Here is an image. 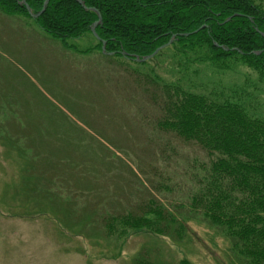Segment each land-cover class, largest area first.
<instances>
[{
  "label": "rangeland",
  "instance_id": "obj_1",
  "mask_svg": "<svg viewBox=\"0 0 264 264\" xmlns=\"http://www.w3.org/2000/svg\"><path fill=\"white\" fill-rule=\"evenodd\" d=\"M38 19L0 8V264L235 263L229 242L192 218L184 235L107 225L153 198L178 217L196 215L187 202L203 172L194 165L207 160L158 131V85L245 99L264 117L258 73L234 55L172 39L145 62L103 53L98 20L65 45Z\"/></svg>",
  "mask_w": 264,
  "mask_h": 264
},
{
  "label": "trees",
  "instance_id": "obj_2",
  "mask_svg": "<svg viewBox=\"0 0 264 264\" xmlns=\"http://www.w3.org/2000/svg\"><path fill=\"white\" fill-rule=\"evenodd\" d=\"M45 1L26 0L35 14ZM82 1L100 12L103 24L96 29L100 47L107 42V51L116 52L115 56L124 52L146 57L176 37L174 44L239 57L258 73L259 83H264V0ZM0 8L29 14L26 7L18 6V0H0ZM97 20L95 12L85 10L76 0H51L37 21L43 32L66 45L90 32ZM158 88L162 95L156 90L152 97L160 114L155 122L158 131L207 160L197 158L200 163L194 165L203 172L194 176L196 187L187 202L191 214L196 215L178 217L153 198L147 206L136 207L138 215L111 220L109 232L120 225L129 228L127 235L149 229L161 236L184 235L192 218L229 242V253L236 261L233 264H264V117L259 116V107L245 99L220 101L173 86ZM144 89L151 96V91ZM149 144L140 154L153 151L156 141L149 140ZM140 154L136 155L138 162L144 160ZM171 154L180 159L177 152ZM155 155L158 158V152ZM128 167L136 173L137 169Z\"/></svg>",
  "mask_w": 264,
  "mask_h": 264
},
{
  "label": "water",
  "instance_id": "obj_3",
  "mask_svg": "<svg viewBox=\"0 0 264 264\" xmlns=\"http://www.w3.org/2000/svg\"><path fill=\"white\" fill-rule=\"evenodd\" d=\"M50 1H51V0H46L45 3H44V5H43V9H42L39 13H37V14H34V13H33V11L31 10V8L28 6L26 0H21V5H23V6H25V7L27 8L28 13L30 14V16H31L33 19H38V18H40V17L45 13V11H46V9H47V7H48ZM76 1H77L81 6H83L84 9H86V10H91V11L96 12V13L98 14V21L94 24V27H93V31L95 32V28H96L98 25H102V16H101L100 12H99L98 10H96V9H88V8L85 6L84 1H82V0H76ZM175 38H176V37H173L172 40L170 41V43H172V42L174 41ZM167 46H168V45H165V46H163V47L157 49V50L155 51L154 54H152V55H150V56H147V57H144V58H140V57H138V56H135V57L132 56V57L135 58L137 61L145 62V61H147V60L152 59L155 55H157L162 49H164V48L167 47ZM216 46H218V45L216 44ZM223 49H225V48L223 47ZM102 50H103V53H106V42H103V48H102ZM110 55L113 56L114 53H110ZM126 56H127V57H131V56L128 55V54H127Z\"/></svg>",
  "mask_w": 264,
  "mask_h": 264
},
{
  "label": "bare ground",
  "instance_id": "obj_4",
  "mask_svg": "<svg viewBox=\"0 0 264 264\" xmlns=\"http://www.w3.org/2000/svg\"><path fill=\"white\" fill-rule=\"evenodd\" d=\"M260 53V52H259ZM256 55H259L258 52L255 53Z\"/></svg>",
  "mask_w": 264,
  "mask_h": 264
}]
</instances>
